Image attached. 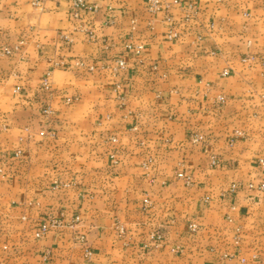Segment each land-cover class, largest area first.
<instances>
[{
	"label": "crops",
	"instance_id": "0c3cea01",
	"mask_svg": "<svg viewBox=\"0 0 264 264\" xmlns=\"http://www.w3.org/2000/svg\"><path fill=\"white\" fill-rule=\"evenodd\" d=\"M73 1L0 0V264H264V0Z\"/></svg>",
	"mask_w": 264,
	"mask_h": 264
},
{
	"label": "built area",
	"instance_id": "2783aa9c",
	"mask_svg": "<svg viewBox=\"0 0 264 264\" xmlns=\"http://www.w3.org/2000/svg\"><path fill=\"white\" fill-rule=\"evenodd\" d=\"M30 2L33 6L35 7H41L46 0H27ZM173 6H180L184 8V20L185 21H190L194 18V16L197 13V6L196 4L189 3L186 5V0H170L169 2H165L163 0H148L147 2V11L150 14H157L163 10H169ZM96 7L94 6H87L84 0H75L72 2V10H71V16L74 19L82 18V10H88V11H95ZM90 38H94L93 34L90 32L89 33ZM179 37V32L177 31H170L168 34V39L171 41L176 40ZM59 41L64 42L66 44H72L74 42L73 36L70 33H65L59 35ZM25 44L24 40H19L16 43L13 44H0V57H12L15 54L19 53L23 46ZM250 44V42L248 43ZM119 67H125L126 62L122 59H119L117 61ZM90 70H93V67H89ZM228 70L224 71V74H227ZM43 89L46 91H50L51 89V81L48 78H45L42 83ZM21 88L17 87L16 92H20ZM219 102H223L224 98L219 97L218 98ZM42 113L45 117H50L54 111L50 106H44L42 109ZM46 135H52V132H44ZM237 135H241L240 132H237ZM191 140L193 143H201L204 140V136L201 134H193L191 137ZM21 154V151H17L15 156L19 157ZM154 163V158L153 157H148L144 162H143V167L145 169H148L152 164ZM261 164H264V160H260ZM211 164L213 166H216L218 164V159L216 157H213L211 160ZM3 174V169L0 167V176ZM180 178L184 177L182 174L178 175ZM187 180L190 181V178L187 177ZM250 189H257L259 191H264V181L261 182L258 185H255L253 183H250L248 185ZM239 188V184L233 183L230 186L229 192L234 193L237 189ZM81 222V217L79 215L74 216L73 220L70 222V227L75 228L79 223ZM63 224V221L57 218H53L48 220L46 223H44L41 226V233L45 234L49 228L52 227H59ZM191 229H196L197 225L196 224H190L189 226ZM117 230L120 233V235L124 234V229L121 226H117ZM76 240L77 242L82 246L84 257L86 260L90 261L93 257V252L88 245L87 238L85 232H78L76 234ZM163 240V234L160 232H152L150 234V242L154 244V246H159L160 243ZM145 248L149 247V244L144 245ZM257 258V257H256ZM3 264V263H1Z\"/></svg>",
	"mask_w": 264,
	"mask_h": 264
}]
</instances>
